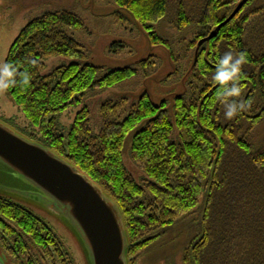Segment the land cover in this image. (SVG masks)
<instances>
[{
	"label": "trees",
	"instance_id": "16d2710c",
	"mask_svg": "<svg viewBox=\"0 0 264 264\" xmlns=\"http://www.w3.org/2000/svg\"><path fill=\"white\" fill-rule=\"evenodd\" d=\"M127 9L151 32L153 44L171 49L152 32L164 18L196 31V51L185 94L155 104L146 93L137 102H105L98 128L84 107L68 127L61 116L80 105L88 93L113 88L140 70H157L155 58L138 67L115 69L82 64L87 54L66 29L81 30L82 19L68 11L47 13L31 21L13 44L6 62L18 69L15 87L6 90L28 126L20 133L40 143L88 175L119 206L126 226L128 263L144 253L203 202V215L191 233L186 264H264V149L253 133L264 120V0H250L219 35L198 47L225 22L243 0H112ZM243 52L239 86L247 109L224 118L212 81L225 52ZM73 59L43 75L52 57ZM20 73H30L27 85ZM133 135L131 157L146 175L138 182L126 167L124 148ZM195 225V224H194ZM196 226V225H195ZM0 235L26 256L44 251L48 260L62 259L65 248L52 228L27 208L0 197ZM53 261L52 263H57Z\"/></svg>",
	"mask_w": 264,
	"mask_h": 264
},
{
	"label": "rangeland",
	"instance_id": "374dc122",
	"mask_svg": "<svg viewBox=\"0 0 264 264\" xmlns=\"http://www.w3.org/2000/svg\"><path fill=\"white\" fill-rule=\"evenodd\" d=\"M62 11L82 19L84 27L81 30H66L87 54L82 64L102 68L100 76L115 69L138 67L139 62L152 57L158 61V68L153 73L140 70L113 88L88 93L80 105L61 116L64 125L69 127L77 114L88 107L91 125L98 128L102 120L101 107L105 102L126 98L132 104L146 93L155 104L167 101L168 109L174 115L175 98L188 90L190 71L197 54L191 45L196 31L192 27L180 28L172 23L171 18H164L154 25L152 32L168 40L171 49L163 44H153L151 32L132 13L112 0H0V62H6L16 39L31 21L47 13ZM72 62L73 59L64 56L49 58L42 74L48 75L57 67ZM0 120L31 137L23 130L28 126L25 116L5 91L0 92ZM143 126L144 123L129 135L123 152L127 169L141 183L146 175L132 160L131 147L133 135ZM253 140L258 149H264V120L255 129ZM0 197L39 216L61 239L77 264H92L91 255L76 226L58 203L1 161ZM202 215L203 202L190 218L168 230L135 264H186L184 258L195 236L191 230L198 227ZM3 260L6 263L7 256L0 245V262Z\"/></svg>",
	"mask_w": 264,
	"mask_h": 264
},
{
	"label": "water",
	"instance_id": "95a60500",
	"mask_svg": "<svg viewBox=\"0 0 264 264\" xmlns=\"http://www.w3.org/2000/svg\"><path fill=\"white\" fill-rule=\"evenodd\" d=\"M249 1L243 0L198 47L216 38ZM0 161L58 203L76 226L92 264H129L128 234L119 206L78 167L1 120Z\"/></svg>",
	"mask_w": 264,
	"mask_h": 264
},
{
	"label": "clouds",
	"instance_id": "9594fccd",
	"mask_svg": "<svg viewBox=\"0 0 264 264\" xmlns=\"http://www.w3.org/2000/svg\"><path fill=\"white\" fill-rule=\"evenodd\" d=\"M245 63L246 56L243 52L234 54L233 51H227L219 57L212 73V81L220 89L218 99L223 106L224 118L229 121L239 117L248 106L244 100L239 99L242 93L239 81ZM17 75L15 65L0 62V92L15 87L18 83ZM20 76L22 79L19 83L27 85L31 79L30 73H20Z\"/></svg>",
	"mask_w": 264,
	"mask_h": 264
},
{
	"label": "flooded vegetation",
	"instance_id": "af4514ba",
	"mask_svg": "<svg viewBox=\"0 0 264 264\" xmlns=\"http://www.w3.org/2000/svg\"><path fill=\"white\" fill-rule=\"evenodd\" d=\"M0 245L3 248L5 255L7 256L6 263L3 260V262H0V264H77V262L74 259V256L67 249L64 243L63 245L66 251L65 256L67 255L68 258L65 257L62 259H50V260L47 259L44 251H40L39 256H33V257L26 256V254L28 253H32L33 255V252L25 253L22 251L15 250L13 248L14 242L5 241V237L3 235H0ZM53 261H58V262L52 263Z\"/></svg>",
	"mask_w": 264,
	"mask_h": 264
}]
</instances>
